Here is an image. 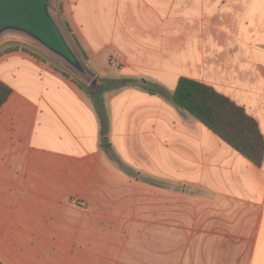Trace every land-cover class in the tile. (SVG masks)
<instances>
[{
  "label": "crops",
  "instance_id": "1",
  "mask_svg": "<svg viewBox=\"0 0 264 264\" xmlns=\"http://www.w3.org/2000/svg\"><path fill=\"white\" fill-rule=\"evenodd\" d=\"M60 9L103 80L108 129L61 66L0 52L12 90L0 110V263L264 264V161L171 99L180 78L202 82L264 135V0H61Z\"/></svg>",
  "mask_w": 264,
  "mask_h": 264
},
{
  "label": "trees",
  "instance_id": "2",
  "mask_svg": "<svg viewBox=\"0 0 264 264\" xmlns=\"http://www.w3.org/2000/svg\"><path fill=\"white\" fill-rule=\"evenodd\" d=\"M59 1L61 2V0ZM61 25L84 63L88 65L87 55L73 35L69 24L64 20ZM100 81L102 89L98 93L88 91V94L96 101L102 128L106 132L108 118L101 98L105 88L103 80L100 79ZM113 83L117 88L126 85L129 80H116ZM11 93L12 90L0 81V110L8 101ZM171 99L179 109L200 121L255 165H262L264 161V135L259 123L242 106L212 86L186 77L179 79Z\"/></svg>",
  "mask_w": 264,
  "mask_h": 264
},
{
  "label": "water",
  "instance_id": "3",
  "mask_svg": "<svg viewBox=\"0 0 264 264\" xmlns=\"http://www.w3.org/2000/svg\"><path fill=\"white\" fill-rule=\"evenodd\" d=\"M54 1L0 0V40L8 37L38 45L52 58L74 70L92 93H98L102 83L67 39L56 18Z\"/></svg>",
  "mask_w": 264,
  "mask_h": 264
},
{
  "label": "rangeland",
  "instance_id": "4",
  "mask_svg": "<svg viewBox=\"0 0 264 264\" xmlns=\"http://www.w3.org/2000/svg\"><path fill=\"white\" fill-rule=\"evenodd\" d=\"M54 6H55L56 18L58 19V22H59L63 32L65 33L64 28L61 25V22L64 21V18L62 17V15L60 13V1L59 0H55L54 1ZM215 27H216V33H220L221 34L222 33V29H223L222 23H220V22L216 23ZM65 35H66V33H65ZM66 37L69 40L70 44L72 45L73 49L78 54L79 58L82 60V58L80 57V54L77 52L76 48L74 47V45L72 44V42L70 41V39L68 38L67 35H66ZM11 49H22L24 51H29L31 53H34L39 58H44L46 60H49V61L61 66V68H63L65 70V73L68 74L69 76L73 77V80L78 82L86 90L87 93H88V91L90 92L88 85L86 83H84V81L74 72V70H72L70 67H68L66 65L64 66L61 62H59L58 60H55L54 58H52L50 55H48L46 52H44L41 49V47H39L38 45H35L33 43H27V42H24V41H20L18 39H13V38L10 39L8 37L0 40V52H4L5 50H11ZM102 96H103V93H102L101 97ZM74 248H75L74 251L80 249L78 244L77 245L74 244ZM83 249L85 251H89V254L92 251V249L90 248V245H86V248L83 247ZM110 250L111 249L103 248L102 255H104L106 257H110V255H112L111 254L112 252H110Z\"/></svg>",
  "mask_w": 264,
  "mask_h": 264
}]
</instances>
